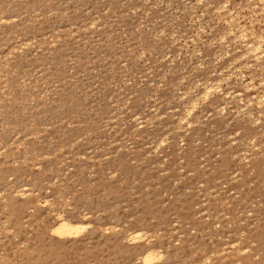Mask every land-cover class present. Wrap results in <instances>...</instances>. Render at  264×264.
<instances>
[{"label": "rangeland", "instance_id": "374dc122", "mask_svg": "<svg viewBox=\"0 0 264 264\" xmlns=\"http://www.w3.org/2000/svg\"><path fill=\"white\" fill-rule=\"evenodd\" d=\"M260 7L0 0V264H264Z\"/></svg>", "mask_w": 264, "mask_h": 264}, {"label": "bare ground", "instance_id": "6f19581e", "mask_svg": "<svg viewBox=\"0 0 264 264\" xmlns=\"http://www.w3.org/2000/svg\"><path fill=\"white\" fill-rule=\"evenodd\" d=\"M257 3L261 4V7H260V11L262 14H264V0H257ZM232 22V21H231ZM241 32V31H240ZM231 33V32H230ZM245 35H243V33L241 34V37L243 38ZM264 36V35H263ZM264 40V38H262ZM263 43V42H262ZM261 45V44H260ZM258 45L256 47H253V46H250L248 47V51L251 53H256V56L258 55V52L260 51V48L261 46L263 45ZM262 55V54H261ZM257 58V57H256ZM217 85V84H216ZM215 90L213 89V85L211 86V84L208 86L206 85L205 87V90L203 92V97L205 99H208L210 94L212 92H214ZM218 92V91H217ZM202 96V95H201ZM203 98V100H204ZM198 99V98H197ZM260 99H262L260 101L261 104H264V95H262L260 97ZM197 101V100H195ZM258 101V102H259ZM192 105V104H191ZM190 105V106H191ZM195 105V104H194ZM193 106V105H192ZM189 110V108L187 109ZM190 114V113H189ZM180 122V120H179ZM190 124V123H189ZM82 217V216H81ZM84 218V217H83ZM57 221L55 222L54 225L51 226L50 228V231L51 233L56 236L57 238L59 239H63V240H66V239H74V238H78L80 236L81 233L84 232V230L90 226L88 225V223H86L83 220H71V219H68V218H65L64 216L62 215H58L57 216ZM89 228V227H88ZM50 234V233H49ZM129 234V233H128ZM141 235V234H140ZM142 236V235H141ZM130 237H131V240L134 241L135 239H137L139 236L137 233H131L130 234ZM136 242V241H135ZM138 242V241H137ZM157 258H160L159 257V254L152 248H148L147 251L143 254L142 256V261L143 262L142 264H152L154 260H156Z\"/></svg>", "mask_w": 264, "mask_h": 264}]
</instances>
